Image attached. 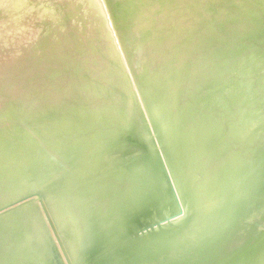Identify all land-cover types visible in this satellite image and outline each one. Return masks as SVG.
I'll use <instances>...</instances> for the list:
<instances>
[{"label": "rangeland", "instance_id": "374dc122", "mask_svg": "<svg viewBox=\"0 0 264 264\" xmlns=\"http://www.w3.org/2000/svg\"><path fill=\"white\" fill-rule=\"evenodd\" d=\"M263 2L0 0V264H264Z\"/></svg>", "mask_w": 264, "mask_h": 264}, {"label": "bare ground", "instance_id": "6f19581e", "mask_svg": "<svg viewBox=\"0 0 264 264\" xmlns=\"http://www.w3.org/2000/svg\"><path fill=\"white\" fill-rule=\"evenodd\" d=\"M194 2V1H193ZM264 3V2H263ZM198 8V7H197ZM196 15V14H195ZM197 20V19H196ZM192 23V22H191ZM168 38V37H167ZM9 154V153H8Z\"/></svg>", "mask_w": 264, "mask_h": 264}]
</instances>
